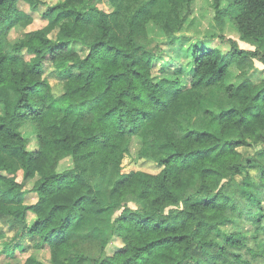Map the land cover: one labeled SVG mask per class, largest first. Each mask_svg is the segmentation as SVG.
<instances>
[{"label":"trees","instance_id":"trees-1","mask_svg":"<svg viewBox=\"0 0 264 264\" xmlns=\"http://www.w3.org/2000/svg\"><path fill=\"white\" fill-rule=\"evenodd\" d=\"M21 1L31 11L42 4L0 0V217L47 246L50 264H253L242 250L264 264V238L252 246L249 237L232 232L226 244L219 241L223 224L250 221L264 209V78L250 77L256 61L264 65V0H215L220 27L228 17L254 48L230 38L225 55L181 42L178 51L190 60L183 68L188 85L177 74L167 76L162 60L166 76L155 78L160 54L150 48L147 26L155 23L175 41L192 0H64L43 13L59 20L58 36L39 28L12 44L8 31L33 19ZM90 28L96 36L87 42ZM230 65L240 70L237 83H227ZM49 67L63 83L59 95ZM218 95L230 104L209 112L216 130L188 126L190 113ZM135 137L140 155L155 153L161 170L121 175L103 202L96 184L122 168ZM2 153L17 154L20 168ZM65 160L71 167L59 171ZM252 167L262 170L257 189L235 197ZM27 181L37 201L16 206ZM189 182L198 183L201 198L182 205L179 192ZM132 197L139 207L129 206ZM108 208L122 209L112 235L123 248L107 255L106 239L70 240L77 223ZM255 224L264 237L261 219ZM23 264L46 263L29 255Z\"/></svg>","mask_w":264,"mask_h":264},{"label":"rangeland","instance_id":"rangeland-1","mask_svg":"<svg viewBox=\"0 0 264 264\" xmlns=\"http://www.w3.org/2000/svg\"><path fill=\"white\" fill-rule=\"evenodd\" d=\"M64 0H42V4L35 11L26 2H20L19 8L24 12L30 14L33 19L28 24H18L7 33V39L9 43H16L23 38H26L30 31L45 28L49 31L51 37H56L59 34L60 22L55 15L50 17H43V13L47 11L50 6H54ZM215 0H192L189 12L185 15L181 27L177 32V38L175 41L170 42L165 32L155 23L150 22L147 26L150 39V48L160 54L158 60L157 69L155 70V78L160 79L165 75V71L168 72L167 76H175L176 74L181 76L183 85H188L186 81L188 75L183 74L187 68V63L190 60L182 57L183 50L178 51L177 47H180L181 42L185 43L184 48H192L195 45H200L208 48H219L221 52L227 55L231 51L230 42L228 39L232 38L237 40L241 48L253 49L254 47L246 42H243L240 38L241 35L237 29L235 23L228 19H225V24L221 28L218 19H216V10L213 7ZM226 5V3H224ZM98 6L108 9V5L104 1L97 3ZM164 4L159 3V7H163ZM96 36V30L94 28L88 29L86 32L85 40L87 42L92 41ZM221 36H224L223 38ZM76 50L77 47H74ZM82 51V50H81ZM162 58V59H161ZM169 66L170 69H164L161 72L162 65ZM256 69L250 74V77L254 80L260 81L264 78V73L261 71L264 65L258 61L255 62ZM229 78L227 83H237L240 80V70L238 66H228ZM173 71V72H172ZM47 74L51 76V82L54 85V92L61 94L63 92V83L57 77L54 67L47 69ZM55 72V73H54ZM229 102L224 97L218 95L215 102L205 106V109L199 112L193 111L188 117L187 125L193 128H210L216 130L215 123L210 120L212 114H217L221 109L228 108ZM210 112V113H209ZM24 132L28 135L32 134L31 126L29 124L24 126ZM33 139V136L31 135ZM36 141H32L30 148H36ZM142 149L141 139L135 137L132 141L130 152L125 158V162L121 169H114L110 175L104 180L96 184L97 193L103 202L109 201V192L114 183L120 178L121 175L129 174L133 171H144L148 173H158L161 168L156 164V156L154 154L145 156L140 155ZM260 148L255 147L251 155H255ZM6 156L16 167L20 168L21 161L17 154L2 153ZM72 165L70 160H65L59 168V171L70 168ZM249 175L247 182L241 184L239 187H235L237 191L234 196L241 197L243 192L248 191L254 193L257 189V178L260 176L262 170L260 167L248 169ZM240 181L242 179L239 178ZM18 181H23L22 172L19 171ZM182 205L190 198L191 201L199 200L201 195L199 193V186L196 182L187 183L179 192ZM37 201V196L31 191V182L27 181L24 187L23 201L16 206H23L25 204H32ZM128 204L132 208L139 207V203L132 197L128 199ZM122 209L108 208L101 214L91 216L84 221L77 223L70 231V240H77L79 238H96L98 240L106 239L108 245L105 248V253L112 255L115 251L123 248V243L115 239L112 235V227L114 220L121 214ZM255 218L261 219L262 227L264 228V209L257 211L254 218L250 221H246L242 218H236L234 222H228L221 226L219 241L222 245L226 244L225 237L232 232H240L249 237L253 241L254 246L256 239L264 238L263 234L258 231L255 224ZM33 220H29V223ZM23 229L20 225L13 224L11 218L6 216L0 217V264H23L26 256L33 255L46 264H50V250L47 246H37V242L33 240L26 232H22ZM107 250V251H106ZM244 257L250 260L253 264H258L254 261L250 254L245 250L240 252ZM260 264V263H259Z\"/></svg>","mask_w":264,"mask_h":264}]
</instances>
